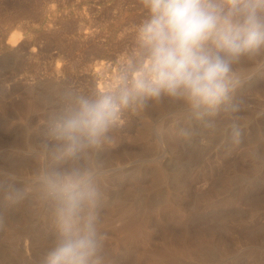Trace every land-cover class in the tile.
Here are the masks:
<instances>
[{
    "label": "rangeland",
    "instance_id": "1",
    "mask_svg": "<svg viewBox=\"0 0 264 264\" xmlns=\"http://www.w3.org/2000/svg\"><path fill=\"white\" fill-rule=\"evenodd\" d=\"M146 17L142 0H0V42L18 31L27 40L26 50L33 53L17 64L0 58V78L45 79L57 74L67 86L64 93L48 91L35 98L20 85L13 93L0 88V216L22 212L37 217L36 208L41 214L56 208L48 191L41 195L26 188L27 182L43 185L39 150L47 143L51 172L79 169L89 174L96 197L85 209L105 213L126 205L144 214L153 236L151 247L165 241L166 226L179 237L177 219L199 210L212 220L214 233L231 251L228 258L212 264H264V55L237 66L242 74L233 97L238 111L222 105L196 119L182 101L148 100L123 109V119L98 145L72 155L54 151L61 142L51 136V124L74 101L72 94L93 85L87 68L94 57L107 58L103 39L119 40L116 53L135 52L137 26ZM82 27L95 33L87 38L89 44L83 42ZM100 51L104 55L96 56ZM158 125H173L175 135V141L160 151ZM28 141L33 144L30 150ZM22 160L31 163L27 174H19L12 165ZM159 164L169 172L166 178L156 174ZM239 192L244 198L236 202ZM203 195L210 196L208 203L200 198Z\"/></svg>",
    "mask_w": 264,
    "mask_h": 264
},
{
    "label": "clouds",
    "instance_id": "2",
    "mask_svg": "<svg viewBox=\"0 0 264 264\" xmlns=\"http://www.w3.org/2000/svg\"><path fill=\"white\" fill-rule=\"evenodd\" d=\"M146 19L137 26L142 57L119 77L113 92L77 97L52 122L54 151L72 155L98 145L123 109L168 97L196 119L233 103L242 84L237 66L264 55V0H142ZM234 136L239 129L233 126ZM57 201L58 236L42 264H102L97 255L89 174L74 169L41 176Z\"/></svg>",
    "mask_w": 264,
    "mask_h": 264
},
{
    "label": "bare ground",
    "instance_id": "3",
    "mask_svg": "<svg viewBox=\"0 0 264 264\" xmlns=\"http://www.w3.org/2000/svg\"><path fill=\"white\" fill-rule=\"evenodd\" d=\"M82 28L79 29L82 30ZM91 35H95L94 31L90 27H86L84 32L81 33L83 42L87 41V38H90ZM103 40L106 42H102V46L108 51V56L107 58L98 59L99 57H94L93 60L91 59L92 61L88 64L87 69L93 85L88 88L83 87L84 89L72 94L73 100L77 97L87 98L88 92L100 95L115 91L120 75L130 65H135L142 57L139 47L135 48V52L123 49V52L116 53L115 48L117 45L115 43L119 40L114 41L113 38H105ZM25 41L27 42V40ZM25 41L20 32L17 31L12 32L5 40L0 42V58L4 61L3 63H16L20 60L22 61L27 55L30 56L32 50H26ZM123 43H125L124 40ZM87 44H89L88 41ZM99 46L102 48L101 44ZM83 47L85 48V46ZM30 49L32 48L30 47ZM103 55L100 51L96 56ZM87 69L85 67V70ZM61 76L56 74L54 78L45 79H31L26 75L18 78L13 77L11 80L0 78V88H4L6 92L13 93L16 87L20 85L29 98L44 96L48 91H53L57 94L62 93V91L64 93L67 86L64 79L60 78ZM122 119L123 110L119 115L118 121ZM158 132V151L175 141L173 125H168L167 127L160 125ZM26 136L28 139L29 136ZM41 146L39 150V167L42 175H45L51 173L46 164L51 152L47 143ZM26 147L30 150L33 147L32 142H26ZM113 161L111 160V162ZM116 162L118 161L116 160ZM12 165L19 169L17 171L19 174H27L31 163L27 160H22L18 164L12 162ZM123 171L124 168L119 172L123 173ZM156 174L161 178L169 176V172L162 164H159ZM26 188L32 189L33 192L41 195L47 192L44 184L35 187L32 183L27 182ZM209 197L208 195H203L200 198L208 203ZM242 198H244V194L239 192L237 200L236 198L234 200L237 202ZM17 205H19V202H17ZM171 206L174 205L171 204ZM55 210L56 208L41 214V210L36 208L33 212L38 213L37 217L33 214H21L22 212L20 214H9V216L1 215L0 264H42L43 257L53 246L58 236ZM89 213L95 217L93 223L98 244L97 255L102 259V264H212V260L216 259L220 262L224 258H228L231 253L229 244L227 245L225 239L221 235L214 233L215 229L213 230L212 220L207 214L199 210L189 216L180 215L181 217L177 219V223L181 227L179 237L175 236L176 238H174L171 228L166 226V229H164L165 241L163 240L164 242L162 241L163 243L160 246L155 245L154 247L150 246L153 237L151 227L149 224L147 225V221L143 222L145 215L139 216L132 211L131 207L123 205L118 208H112L105 213H100L94 208H90L85 209L83 215L86 216ZM148 245L150 247L147 248Z\"/></svg>",
    "mask_w": 264,
    "mask_h": 264
}]
</instances>
